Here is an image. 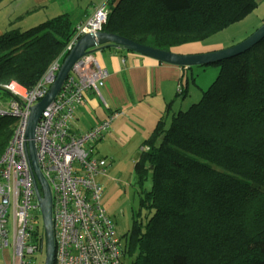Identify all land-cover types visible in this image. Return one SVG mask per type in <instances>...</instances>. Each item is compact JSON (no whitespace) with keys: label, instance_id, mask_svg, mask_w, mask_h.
<instances>
[{"label":"trees","instance_id":"obj_1","mask_svg":"<svg viewBox=\"0 0 264 264\" xmlns=\"http://www.w3.org/2000/svg\"><path fill=\"white\" fill-rule=\"evenodd\" d=\"M257 5L258 0H109L102 30L176 52L242 20ZM82 15L62 13L0 34V83L34 87L65 51ZM212 64L219 73L199 101L174 112L167 126L169 104L141 143L134 163L138 217L123 242L129 264H264V38ZM188 79L185 84L180 77L176 98L186 97ZM0 120L1 157L16 119ZM143 208L145 220L139 216ZM39 230L43 252L41 225Z\"/></svg>","mask_w":264,"mask_h":264},{"label":"built area","instance_id":"obj_2","mask_svg":"<svg viewBox=\"0 0 264 264\" xmlns=\"http://www.w3.org/2000/svg\"><path fill=\"white\" fill-rule=\"evenodd\" d=\"M107 18L105 3L78 25L65 51L34 87L27 88L16 80L0 83V115L16 119L12 138L0 157V250L7 255L5 264H33L41 239L37 224L40 205L27 151L31 107L47 94L63 58L80 36L102 30ZM108 75L93 53L83 56L37 122V161L53 199L54 264H123V240L102 206L103 187L97 180L107 164L97 143L122 112H110L105 120L83 132L71 130L86 91H93L107 104L102 88ZM3 93L7 94L4 98Z\"/></svg>","mask_w":264,"mask_h":264},{"label":"rangeland","instance_id":"obj_3","mask_svg":"<svg viewBox=\"0 0 264 264\" xmlns=\"http://www.w3.org/2000/svg\"><path fill=\"white\" fill-rule=\"evenodd\" d=\"M263 23L264 0H258L257 7L242 20L203 39L176 49L180 53L212 52L226 49L246 39ZM185 70L187 74L183 75V82L186 84L189 77L188 93L184 98H175L174 96L175 101L172 103L169 114L166 115L167 126L170 125L174 112L180 109L186 110L193 103L199 101L202 91L210 86L218 75L220 67L216 64L192 65L191 68L186 67ZM176 89V87L172 88V95H175ZM151 98H156V96ZM154 101L159 100L148 99L147 101H143L136 99L128 107L119 108L122 115L111 122L110 130L97 143V147L99 148L98 153L101 156H105V160L107 161L106 172L97 177L98 182L103 187L101 203L107 215L115 223L117 235L123 239V242L126 238V233L132 227L133 219L138 217L139 211V186L134 181V158L137 157L135 153L141 139L140 141L136 139L141 136L143 130L149 128V122L154 118ZM98 108L103 109L104 106L101 104ZM87 117L81 118L80 125L85 126L91 123L92 117L89 118V114H87ZM134 120L140 123L145 122V124L139 126ZM120 122H122L121 125L115 128ZM134 127L141 128H136V131H134ZM135 141L137 142L135 143ZM151 184L152 182L149 178L145 182V187L150 188ZM146 212L147 209L143 208L139 215L143 220H145ZM37 224L43 227L41 214L37 220ZM6 259V253L0 250V264H5ZM44 261L45 250L43 252H36L33 264H44ZM121 261L123 264H129L130 256L128 254L123 255Z\"/></svg>","mask_w":264,"mask_h":264},{"label":"crops","instance_id":"obj_4","mask_svg":"<svg viewBox=\"0 0 264 264\" xmlns=\"http://www.w3.org/2000/svg\"><path fill=\"white\" fill-rule=\"evenodd\" d=\"M108 1L3 0L0 3V34L15 28L26 29L62 13L83 14L84 21L96 8ZM117 48L119 47H107L93 53L99 63L109 72L102 88L107 104H104L93 91H86L84 102L76 109L71 130L76 133L83 132L105 120L112 110L128 107L136 99L159 100L154 101V118L149 122V128L143 130L141 136L136 139L137 141L141 139L136 153L134 152L137 155L134 158L136 161L142 141L152 132L159 117L165 113L167 106L175 101L176 97L174 98L175 95H172V88H178L180 77L187 74V71L183 69V66L159 62L152 57L136 52H125ZM154 96L156 98H151ZM101 104L104 106L103 109L98 108ZM170 110L166 112L169 114ZM87 114H89V118L92 117L91 123L85 126L80 125L81 118H88ZM134 121L139 126L145 124V122ZM121 123H118L115 128ZM136 128L141 127H134L133 130L136 131Z\"/></svg>","mask_w":264,"mask_h":264},{"label":"water","instance_id":"obj_5","mask_svg":"<svg viewBox=\"0 0 264 264\" xmlns=\"http://www.w3.org/2000/svg\"><path fill=\"white\" fill-rule=\"evenodd\" d=\"M262 38H264V23L246 39L229 48L212 52L180 53L156 48L140 43L121 34L103 30L90 31L80 36L72 49L64 57L61 67L57 73V77L47 94L41 100L32 105L27 125V151L32 166L34 186L40 205V212L42 215L45 233L44 264H54L56 243L53 223V199L49 184L38 165L36 142L34 139L35 129L43 110L57 95L73 65L83 56L107 47H124L133 52L152 57L159 62L170 63L183 67H190L192 65H209L247 51Z\"/></svg>","mask_w":264,"mask_h":264},{"label":"clouds","instance_id":"obj_6","mask_svg":"<svg viewBox=\"0 0 264 264\" xmlns=\"http://www.w3.org/2000/svg\"><path fill=\"white\" fill-rule=\"evenodd\" d=\"M67 54H68V53H67ZM67 54H66V55H67ZM63 59H64V58H63ZM62 61H63V60H62ZM43 229H44V228H43ZM44 234H45V233H44ZM44 247H45V243H44V245H43V251H44ZM41 251H42V250H41ZM55 251H56V250H55Z\"/></svg>","mask_w":264,"mask_h":264},{"label":"bare ground","instance_id":"obj_7","mask_svg":"<svg viewBox=\"0 0 264 264\" xmlns=\"http://www.w3.org/2000/svg\"><path fill=\"white\" fill-rule=\"evenodd\" d=\"M12 117H15L14 115H12Z\"/></svg>","mask_w":264,"mask_h":264}]
</instances>
